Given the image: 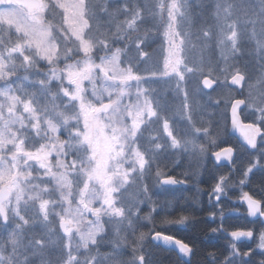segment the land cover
I'll return each mask as SVG.
<instances>
[{
  "label": "rangeland",
  "instance_id": "1",
  "mask_svg": "<svg viewBox=\"0 0 264 264\" xmlns=\"http://www.w3.org/2000/svg\"><path fill=\"white\" fill-rule=\"evenodd\" d=\"M42 1L36 15L19 6L0 8V189L11 191L4 204L9 229L0 227L3 264H139L141 257L155 264L158 252L148 240L157 231L151 233V226L183 225L170 222L174 206L165 209L178 201L161 185L166 169L185 159L196 171L197 161H206L219 142L199 129L193 115L200 96L220 98L202 81L218 80L226 114L242 97L248 115L264 119V1L206 0L212 20L203 15L200 22L194 11L204 0ZM139 22L135 38L120 36V23L131 29ZM100 33L120 36V48L98 40ZM240 38L254 45V60L251 52L243 63L236 59ZM140 49L142 66L155 68V99L169 115L154 108L149 77L139 78L127 66L137 65ZM43 62L48 73L39 67L32 72ZM237 73L247 80L233 90L228 81ZM108 102L110 112L96 115ZM25 125L43 131L47 143L25 142ZM254 153L264 155L260 138L245 178L231 167L208 197L219 218L223 207L230 213L232 204L244 205L250 195L246 184L260 161ZM63 221L76 231L63 235ZM133 227L137 252L129 254ZM241 232L253 237L234 233ZM259 242L264 251V233ZM110 243L117 253L103 256Z\"/></svg>",
  "mask_w": 264,
  "mask_h": 264
},
{
  "label": "trees",
  "instance_id": "2",
  "mask_svg": "<svg viewBox=\"0 0 264 264\" xmlns=\"http://www.w3.org/2000/svg\"><path fill=\"white\" fill-rule=\"evenodd\" d=\"M264 1V0H262ZM146 13L141 14V18H146ZM203 15L210 16V21L212 20V11L208 6L206 0L202 2V4L194 11V19L197 22H200V19ZM121 19V18H118ZM118 22V21H117ZM140 22L138 26L135 25L131 29H124L121 23L118 25V28L121 29L120 36L123 33H129V36L135 38L136 34L133 31L141 30ZM142 31V30H141ZM131 33V34H130ZM110 34L100 33L98 40L105 41L109 48L114 49L120 48L121 41H119V37H110L107 36ZM131 41V40H129ZM120 42V43H119ZM238 45L239 49L237 50L236 59L243 63L246 61L248 52H251L252 60L257 56L256 51L253 49L254 45L252 43H247L245 39L240 38ZM144 43L141 45V49ZM140 49V55L137 54L138 58L142 57V50ZM105 53V51H103ZM139 53V52H138ZM105 55V54H103ZM125 55V54H124ZM123 55V57H124ZM125 60V58H124ZM142 58L138 61L137 65H127L132 70L133 74L139 78L149 77L147 80L151 81L153 84L149 86L148 82L146 83L148 86L149 98L152 100L153 106L156 110L159 111L160 114H167L161 108V105L156 101V93L153 91L154 86V74L155 68H152L150 72H147V68L142 66ZM65 60L63 61L61 67L63 68L65 65ZM46 63H40L35 66L33 71H36V68H41L39 72L45 73L50 70V67L46 66ZM27 71H23V73ZM216 82L218 80L215 78ZM229 90V88H228ZM219 95L218 100H214L212 97L208 98L203 95L199 97L200 102L194 105V118L199 120V129L203 131H207L214 136H218V144L214 147L215 150H218L224 146L231 145L234 147H238L239 157H241V145L240 143L232 137H229V124L230 118L229 113L226 114L223 97V91L220 92L219 87L217 85L215 89L210 92L212 95ZM223 93V94H222ZM209 94V95H210ZM161 98V97H160ZM170 98V97H169ZM249 107L244 111L243 116L244 120L257 124L261 128L264 129V119H260L259 121L255 120L254 116L250 117L248 113ZM169 119V118H168ZM29 148V147H28ZM213 148V149H214ZM142 152L145 154L146 148L144 146H140ZM212 150V149H211ZM210 150V151H211ZM213 150V151H215ZM209 151V152H210ZM245 157L238 161L237 158L232 173H238V175H242L241 179L245 177L246 170L252 166L254 157L250 156L248 153H245ZM185 159H182V164L175 166L172 168L169 166L166 169L167 175H171L176 177L179 180H184L188 183L187 187L176 188L175 196L178 197L177 204L172 205L174 207V218L170 221L173 222H183V228L180 227H164V223L157 225L154 223L151 226V233L156 231L165 232L167 234L176 236L183 240L185 243L190 245L193 249V254L191 259L188 262L182 261L175 252L165 250L161 247L155 246L151 240L149 242V248L153 247V249H157L155 253V258L153 261L155 264H264V251L259 248V238L258 233L264 232V224L259 221H252L249 218L242 216H226L223 220L218 219L219 215L216 213L215 209L216 203L214 201L209 200V196L211 192L215 191L216 187L219 185L221 180L227 175L228 170L231 167H219L216 166L210 158V154L208 155L206 161H197V170L193 171L192 166L184 164ZM262 161L258 162V169L251 173V176L248 179L246 185V192L250 193L253 197L259 199L264 205V156L261 157ZM180 167L182 170H180ZM194 186V187H192ZM174 194V192H173ZM212 203V205H211ZM165 209H170L172 207L169 204L166 205ZM216 214V216H215ZM222 217V210L220 213ZM216 218V220L211 219V217ZM247 216V215H246ZM157 217V216H156ZM167 222V221H166ZM2 225V220L0 219V227ZM6 230L9 229L7 225ZM4 229V230H5ZM238 230H245L249 232H253V238L249 241H235L231 238L230 234ZM143 233L148 235L146 239H148L151 235L148 229L142 230ZM0 240L2 242L3 236L0 233ZM139 232L136 227L129 229L127 235V248L126 251H129V254L133 252H137V244H138ZM144 238V237H143ZM111 243H114L111 239ZM108 244L107 246L102 247V255H113L116 254L117 251L113 247L112 244ZM145 264H148L145 262Z\"/></svg>",
  "mask_w": 264,
  "mask_h": 264
},
{
  "label": "water",
  "instance_id": "3",
  "mask_svg": "<svg viewBox=\"0 0 264 264\" xmlns=\"http://www.w3.org/2000/svg\"><path fill=\"white\" fill-rule=\"evenodd\" d=\"M17 4L24 8L29 13L37 12L42 2L41 0H0V6ZM245 76L242 73L235 74L229 80V86L233 89H239L245 82ZM202 86L206 91H212L215 87V82L211 78H206L202 82ZM247 103L244 99H237L233 102L230 109V134L235 136L246 147H253L256 141L255 127L252 123H246L242 118V111L246 108ZM112 108V103H105L96 110V114L109 112ZM236 157V150L233 147H225L211 156L212 162L219 166L231 165ZM163 185L167 187H179L181 182L177 181L173 177H167L162 180ZM11 197L10 189L5 185L0 189V216L5 224L8 223V214L4 206V203ZM247 205L251 211L253 217L261 214L262 206L259 202L252 198H247ZM68 222L61 224V229L64 233L70 234L73 230L67 229ZM236 238H243V235H237ZM152 242L161 246L167 250H172L178 254L181 260L187 262L192 257L193 250L190 245L182 241L181 239L165 234L163 232H157L152 237ZM144 260L140 259V264H143ZM1 264V256H0Z\"/></svg>",
  "mask_w": 264,
  "mask_h": 264
},
{
  "label": "flooded vegetation",
  "instance_id": "4",
  "mask_svg": "<svg viewBox=\"0 0 264 264\" xmlns=\"http://www.w3.org/2000/svg\"><path fill=\"white\" fill-rule=\"evenodd\" d=\"M260 131V133H259V136L257 137V143H258V141H259V138H260V141H261V144H262V141H264V132L262 131V129L261 130H259ZM259 148H261V146L259 147ZM254 149V148H253ZM253 149H248V148H246L245 147V151H244V153L245 152H247L248 154H249V151H251V150H253ZM259 150V149H258ZM254 154H257V153H254ZM257 199V198H256ZM258 201H260L259 199H257ZM261 202V201H260ZM262 203V202H261ZM263 204V203H262ZM238 209H239V211L241 212V213H243V212H246V209H245V206L244 205H241V206H238L237 207ZM262 209L264 210V208L262 207ZM247 213V212H246ZM249 214V213H248ZM250 215V214H249ZM249 220H252V221H259L260 223L262 222V218L261 217H259V218H257V219H252V218H250L249 217ZM179 257V256H178Z\"/></svg>",
  "mask_w": 264,
  "mask_h": 264
}]
</instances>
